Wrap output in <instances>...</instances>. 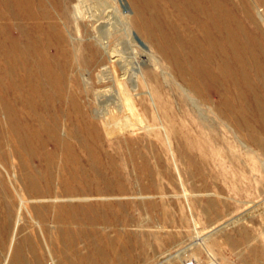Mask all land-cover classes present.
<instances>
[{
    "label": "rangeland",
    "instance_id": "374dc122",
    "mask_svg": "<svg viewBox=\"0 0 264 264\" xmlns=\"http://www.w3.org/2000/svg\"><path fill=\"white\" fill-rule=\"evenodd\" d=\"M68 248L264 264V0H0V264Z\"/></svg>",
    "mask_w": 264,
    "mask_h": 264
},
{
    "label": "bare ground",
    "instance_id": "6f19581e",
    "mask_svg": "<svg viewBox=\"0 0 264 264\" xmlns=\"http://www.w3.org/2000/svg\"><path fill=\"white\" fill-rule=\"evenodd\" d=\"M66 236V235H65ZM64 236V237H65ZM74 242L72 241V244H73ZM71 244V243H70ZM74 245V244H73ZM71 247H73V246H71ZM106 248H108V251H111V248H113V245L112 244H107L106 245ZM73 250V249H72ZM99 251V252H98ZM97 251V249L96 250H94V252H95V254H94V256H90V257H86V256H84V257H82V256H79V255H77L76 254V252H78V251H73V253H72V251H71V248H68V249H66V251H63V254L65 255L64 256V258L65 259H68L69 257H71L72 256V254L73 255H75L76 257H75V262H71L70 263V260H68L67 262H68V264L70 263V264H104L105 262H106V256H105V254H104V252L102 251V250H98ZM93 252V251H92ZM80 253V252H79ZM88 256V255H87ZM74 258V257H73ZM196 261V260H195ZM209 263H212V264H218L215 260H212V261H209Z\"/></svg>",
    "mask_w": 264,
    "mask_h": 264
},
{
    "label": "built area",
    "instance_id": "2783aa9c",
    "mask_svg": "<svg viewBox=\"0 0 264 264\" xmlns=\"http://www.w3.org/2000/svg\"><path fill=\"white\" fill-rule=\"evenodd\" d=\"M183 264H212V263H209V262H207V263H199V262H197V261H195L193 259H190V260L184 261Z\"/></svg>",
    "mask_w": 264,
    "mask_h": 264
}]
</instances>
